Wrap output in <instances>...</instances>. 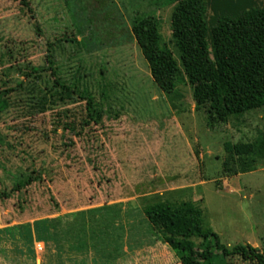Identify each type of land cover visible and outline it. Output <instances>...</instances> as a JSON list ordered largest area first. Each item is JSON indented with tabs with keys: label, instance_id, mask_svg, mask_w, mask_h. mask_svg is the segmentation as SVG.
I'll return each instance as SVG.
<instances>
[{
	"label": "rangeland",
	"instance_id": "1",
	"mask_svg": "<svg viewBox=\"0 0 264 264\" xmlns=\"http://www.w3.org/2000/svg\"><path fill=\"white\" fill-rule=\"evenodd\" d=\"M206 1L209 24L262 4ZM177 5L0 0V94L13 89L0 113V217L1 207L83 203L98 191L103 200L133 197L144 210L135 217V264H181L146 214L158 204L193 202L230 250L251 245L264 252V108L209 126L208 106L195 96L172 33ZM139 14L159 18L174 53L179 74L171 94L153 81L135 39L131 22ZM78 29L94 31L90 50ZM51 47L62 82L95 99L101 122L85 126L87 102L57 85ZM245 143L255 150L237 156L234 148ZM29 176L33 181L17 191L15 181ZM213 264L256 263L221 256Z\"/></svg>",
	"mask_w": 264,
	"mask_h": 264
},
{
	"label": "trees",
	"instance_id": "2",
	"mask_svg": "<svg viewBox=\"0 0 264 264\" xmlns=\"http://www.w3.org/2000/svg\"><path fill=\"white\" fill-rule=\"evenodd\" d=\"M207 17L206 0H178L172 16V33L182 53L188 81L198 102L208 106L209 126L213 127L225 123L229 117H242L264 108V0L260 7L243 10L238 15L218 16L212 24ZM131 26L153 81L163 92L173 93L179 67L173 51L164 42L159 18L139 14ZM78 32L90 50L88 44L92 43L94 31L88 35L85 30ZM49 52L51 70L54 76H59L52 47ZM56 83L87 102L89 119L85 126L101 122L102 114L92 96L73 90L60 76ZM11 91L1 92L0 113L7 108L5 98ZM254 150L251 143L234 148L239 157ZM32 181V176L17 179L15 188L20 191ZM148 216L153 226L168 238L181 264H213L221 256H238L264 264V252L251 245H238L230 250L222 244L219 235L204 226L203 210L193 202L158 204L148 211ZM194 238H200L202 243L197 245Z\"/></svg>",
	"mask_w": 264,
	"mask_h": 264
},
{
	"label": "crops",
	"instance_id": "3",
	"mask_svg": "<svg viewBox=\"0 0 264 264\" xmlns=\"http://www.w3.org/2000/svg\"><path fill=\"white\" fill-rule=\"evenodd\" d=\"M103 193L83 203L1 207L0 264H135L143 207L133 197L103 200Z\"/></svg>",
	"mask_w": 264,
	"mask_h": 264
}]
</instances>
